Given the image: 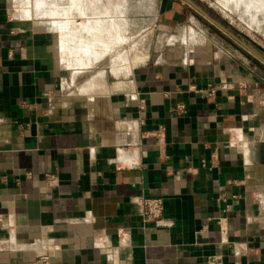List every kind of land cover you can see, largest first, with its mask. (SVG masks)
<instances>
[{"label":"crops","instance_id":"1","mask_svg":"<svg viewBox=\"0 0 264 264\" xmlns=\"http://www.w3.org/2000/svg\"><path fill=\"white\" fill-rule=\"evenodd\" d=\"M192 1L0 0V264H264V44Z\"/></svg>","mask_w":264,"mask_h":264},{"label":"rangeland","instance_id":"2","mask_svg":"<svg viewBox=\"0 0 264 264\" xmlns=\"http://www.w3.org/2000/svg\"><path fill=\"white\" fill-rule=\"evenodd\" d=\"M202 3L208 8L212 6L215 12L221 17L232 20L236 26L247 29L259 42L264 44V5H261L262 3L250 6L242 0H202ZM223 5H227L226 10L222 7ZM259 25L262 26L260 29Z\"/></svg>","mask_w":264,"mask_h":264},{"label":"built area","instance_id":"3","mask_svg":"<svg viewBox=\"0 0 264 264\" xmlns=\"http://www.w3.org/2000/svg\"><path fill=\"white\" fill-rule=\"evenodd\" d=\"M213 94L211 91L210 95ZM142 208V216L145 222H153L157 225H165L164 215V199L162 197H148V196H135L132 200ZM37 264H48V256H41Z\"/></svg>","mask_w":264,"mask_h":264},{"label":"water","instance_id":"4","mask_svg":"<svg viewBox=\"0 0 264 264\" xmlns=\"http://www.w3.org/2000/svg\"><path fill=\"white\" fill-rule=\"evenodd\" d=\"M187 2H189L190 4H192V5H194V6H196V7H198L192 0H186ZM199 8V7H198ZM256 62V61H255Z\"/></svg>","mask_w":264,"mask_h":264},{"label":"bare ground","instance_id":"5","mask_svg":"<svg viewBox=\"0 0 264 264\" xmlns=\"http://www.w3.org/2000/svg\"><path fill=\"white\" fill-rule=\"evenodd\" d=\"M261 1H263L264 2V0H261ZM263 4V3H262Z\"/></svg>","mask_w":264,"mask_h":264}]
</instances>
